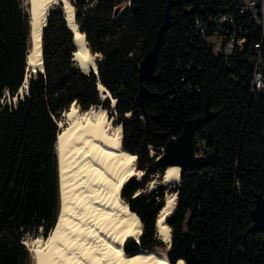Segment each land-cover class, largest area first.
<instances>
[{"label": "trees", "instance_id": "16d2710c", "mask_svg": "<svg viewBox=\"0 0 264 264\" xmlns=\"http://www.w3.org/2000/svg\"><path fill=\"white\" fill-rule=\"evenodd\" d=\"M127 1H72L89 48L102 54L99 75L74 61V32L62 5L51 7L42 34L45 70L30 74L21 99L2 105L6 94L16 96L25 81L31 40L25 0H0V264H28L27 234L42 229L47 237L57 224L58 120L73 102L82 111L109 110L122 125L123 150L136 156L137 170H144L121 191L143 224L140 241L124 246L128 255L161 247L170 264H264L263 232H249L254 194H264V93L253 91L254 45L261 43L264 55V25L237 12L242 0H175L159 53V77L144 82L154 96L142 106L140 64L154 47L169 0H132L114 18L115 7ZM226 7L236 19L233 29L242 28L247 41L231 54L218 55L195 22L219 17ZM215 28L211 23L209 34ZM99 83L117 99L114 107L101 96ZM207 105L219 113L197 130V150L218 149L219 160L184 171L179 184L139 193L152 177L163 175L156 158L168 140L182 134L187 120L203 116ZM172 192L178 197L166 220L168 247L158 239L156 220Z\"/></svg>", "mask_w": 264, "mask_h": 264}, {"label": "bare ground", "instance_id": "6f19581e", "mask_svg": "<svg viewBox=\"0 0 264 264\" xmlns=\"http://www.w3.org/2000/svg\"><path fill=\"white\" fill-rule=\"evenodd\" d=\"M33 50L29 55L26 79L42 68V34L48 11L61 4L68 25L74 31L77 50L74 59L84 70H98L99 53H93L76 20L70 0H30ZM74 60V61H75ZM25 81L18 94H25ZM102 97L109 96L99 83ZM113 104L116 99L111 97ZM57 138L61 207L57 224L45 239L32 242L33 264H170L165 253L145 250L128 255L124 244L138 239L142 222L121 196L124 185L141 170L136 156L122 148L123 130L114 125L103 107L87 111L73 102L64 112ZM182 169L168 166L163 181L177 184ZM177 204L176 192L168 193L156 220L158 236L169 245L171 228L167 217ZM177 264H186L179 260Z\"/></svg>", "mask_w": 264, "mask_h": 264}, {"label": "water", "instance_id": "95a60500", "mask_svg": "<svg viewBox=\"0 0 264 264\" xmlns=\"http://www.w3.org/2000/svg\"><path fill=\"white\" fill-rule=\"evenodd\" d=\"M131 2H132V0H129L127 2H122L121 4L117 5L114 9V18H118L126 10V8L131 5ZM174 4H175V0H169L168 4L166 6L165 13H164L163 24L161 25V27L156 32V39H155L154 47L144 56V58L142 59L141 64H140V68H139V82H140L139 98H140V102H141L142 106L144 105V101L146 99L154 96V94L144 85V82L145 81H156L159 77V74H157V64H158V59H159V53H160L161 47H162L163 42H164V35L171 25V20H172L171 8ZM56 5H60V4H56ZM29 13H30V40H31V47H30L29 51L31 53L33 50V46H34L33 36H32V32H33L32 28L33 27H32V20H31V17H32L31 9H30ZM48 13H49V11H48ZM46 24H47V21H46L45 25ZM85 35H86V33H85ZM74 43H75V36H74ZM75 46L77 47L76 43H75ZM30 53H29V55H30ZM29 55H28V58H29ZM27 63H28V68H27V71H28L29 60ZM37 70H40L42 72H44V70H45L44 69V59H43V36H42V68L35 69L33 71V73L36 74ZM88 71H90V70H88ZM94 72L97 75H99V70L94 71ZM25 81H28V80L25 78ZM106 90L108 91L107 88H106ZM27 92H28V83H27L26 93ZM109 94H110L109 96L103 97V99L109 98L112 100V98H111L112 95L110 92H109ZM116 103H117V99H116L115 103L113 104V107L115 106ZM218 113L219 112H212L208 108V105H207L206 112L203 116H198L196 118L187 120L185 122L184 130H183L182 134L178 137H173V138L169 139L167 144L163 148L162 154L156 158L157 166L163 167L166 169L168 166L178 165L182 169V172H181V176H182V173L184 171H194L197 168H201V167L216 163L219 160L218 149H216L214 152L209 153L205 156H199L196 154L197 144H196V140H195V134H196L197 130L205 122H207L208 120H210L211 118L216 116ZM122 137H123V135H122ZM56 148H57V143H56ZM176 194L178 197V192H176ZM254 196H255L254 207L251 209V218L253 221V225L250 227L249 232H256V231L263 232V244H264V194L263 193H255ZM129 240H131V239H129ZM135 240L137 242H139L140 237L138 239H135ZM127 241L125 242V244L127 243ZM170 245H171V240H170L168 247H170Z\"/></svg>", "mask_w": 264, "mask_h": 264}, {"label": "built area", "instance_id": "2783aa9c", "mask_svg": "<svg viewBox=\"0 0 264 264\" xmlns=\"http://www.w3.org/2000/svg\"><path fill=\"white\" fill-rule=\"evenodd\" d=\"M235 8L241 15L247 17L250 23L264 25V0H242L241 4ZM230 9V7H226L221 16H212L207 22L201 19H197L195 22V28L206 38L214 53L218 55L231 54L237 47H242L247 41V37L241 35L242 28H239L238 32L233 29V26H236V19ZM211 23L216 28L213 33L209 34L208 26ZM254 48L257 56L254 63L253 91L264 93V55L261 51V43H256ZM196 154L199 156L207 155L202 146L199 147Z\"/></svg>", "mask_w": 264, "mask_h": 264}, {"label": "rangeland", "instance_id": "374dc122", "mask_svg": "<svg viewBox=\"0 0 264 264\" xmlns=\"http://www.w3.org/2000/svg\"><path fill=\"white\" fill-rule=\"evenodd\" d=\"M71 1V3H72V1L73 0H70ZM73 4V3H72ZM74 5V4H73ZM24 6L27 8V9H29L30 10V8H31V4H30V0H25V2H24ZM102 58V54H100V59ZM24 95V94H23ZM23 96H22V94H17L16 96H11V95H9L8 93L6 94V96L2 99V105H5V104H14V103H16L19 99H21ZM111 100V99H110ZM111 105H112V107H113V101L111 100ZM78 107H79V105H78ZM102 107V106H101ZM70 108V107H69ZM68 108V109H69ZM99 108V107H98ZM104 108V107H103ZM67 109V110H68ZM80 109V108H79ZM96 109V108H95ZM104 109H106V108H104ZM66 111V110H65ZM64 111V112H65ZM106 111H107V115H108V118L112 121V123L114 124V125H121V124H116L115 123V117H113L111 114H110V111L109 110H107L106 109ZM62 113L61 114V116H60V118H59V120H58V122H59V126H60V123H62V124H64V125H66V123H67V119H66V117H65V115H63V114H65V113ZM60 128H61V126H60ZM161 152H163V151H161ZM151 153L152 154H156V151L155 150H151ZM159 155L161 154V153H158ZM157 155V154H156ZM158 156V155H157ZM136 163V162H135ZM137 169V168H136ZM166 170V169H165ZM139 171V170H138ZM164 173H165V171H164ZM164 173H163V175H164ZM144 174V170H141V174H139V173H137L136 175H134L133 177H136L137 179H140L141 177H142V175ZM163 175H161V174H156L154 177H152V179L147 183V185H146V188L145 189H143V190H140L139 191V193H145V194H147V193H149V192H151L152 190H154V189H156L159 185H163V186H165V187H170V186H172V185H175V184H169V183H167V182H165V181H163ZM178 184V183H177ZM136 194H138V193H136ZM168 194V193H167ZM141 228H142V230H141V234H142V232H143V224H142V226H141ZM52 232V231H51ZM50 232V233H51ZM39 238H41V239H45L46 237L45 236H43L42 235V229H39L38 231H36V232H32V233H29V234H27V236L25 237V240H24V242H25V244L27 245V247L29 248V250H30V260H29V263L28 264H33V252H32V242L35 240V239H39ZM158 239L162 242V243H164L165 245H166V243L163 241V240H161V238L158 236ZM135 240V239H134ZM168 246V245H167ZM31 248V249H30ZM159 251L158 252H165L164 250H163V248H159L158 249ZM162 252V253H163Z\"/></svg>", "mask_w": 264, "mask_h": 264}]
</instances>
